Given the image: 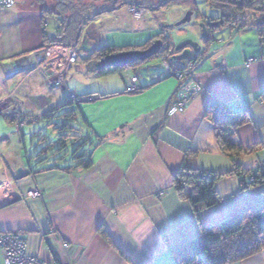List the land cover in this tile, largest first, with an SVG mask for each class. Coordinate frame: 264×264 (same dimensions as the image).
<instances>
[{
	"label": "crops",
	"instance_id": "0c3cea01",
	"mask_svg": "<svg viewBox=\"0 0 264 264\" xmlns=\"http://www.w3.org/2000/svg\"><path fill=\"white\" fill-rule=\"evenodd\" d=\"M50 2L16 0L12 7H0V112L17 132L10 127L0 133V167L6 175L0 184L1 232L19 234L30 255L56 264H172L174 249L195 239L203 227L264 205V181L242 187L246 175L234 172L235 164L254 169L264 160V41L256 24L237 28L225 23L212 31L210 51L194 67L202 89L184 110L168 112L175 77H161L164 71L155 65L143 76L133 70L115 87L104 85L75 102V119L79 116L80 131L88 139L89 167L64 171L51 167L52 158L33 160L25 139L42 127L28 125L25 133L17 115L40 119L58 100L41 70L27 67L16 73L8 63L35 54L61 33L62 16ZM131 5L127 0L97 13L87 26L97 37L113 26L148 35L153 29L145 16L149 5L143 17L130 13ZM216 12L204 19L220 16ZM217 55L219 64L213 62ZM134 75L137 89L128 91ZM212 98L247 111V121L231 133L249 147L246 152L230 156L220 149L214 123L204 116ZM9 134L18 136V145L6 151ZM183 162L220 174L218 202L195 213L178 195L172 174ZM34 188L38 196L30 194ZM227 264H264V249Z\"/></svg>",
	"mask_w": 264,
	"mask_h": 264
},
{
	"label": "trees",
	"instance_id": "16d2710c",
	"mask_svg": "<svg viewBox=\"0 0 264 264\" xmlns=\"http://www.w3.org/2000/svg\"><path fill=\"white\" fill-rule=\"evenodd\" d=\"M100 0L99 4L90 6L91 9L95 8V14L102 13L108 10H112L116 5H123L127 0ZM140 0H128L130 4H139ZM145 4L149 5V8L166 6L169 4H184L190 8L196 9V0H143ZM210 8L218 11L220 17L223 19V24L229 23L230 25L243 28L249 24H256L260 41H264V14L259 19H253L240 15V12L245 9L251 8V2L255 0H205ZM251 1V2H249ZM261 3L264 0H256ZM133 4V5H134ZM142 7L140 5H137ZM253 8H257L254 6ZM47 11V10H46ZM74 11L71 17L61 20V33L55 35L50 40L46 41L43 46L52 42L61 43H77L81 37L80 30L82 31V19L79 13L75 14ZM219 17V16H216ZM86 18V17H85ZM84 18V19H85ZM215 17H211L214 19ZM69 19V20H68ZM203 21H207L203 19ZM89 29V27L87 28ZM215 28H209V38L205 39L206 45L213 39L211 36L212 31ZM86 32L88 39L94 40L97 37V31L93 29ZM158 38V37H157ZM161 38V37H160ZM163 39V38H161ZM153 39H149L144 44H140L131 48H144L150 44ZM163 41H165L163 39ZM166 46L169 44L167 42ZM96 45V44H95ZM42 46V47H43ZM95 47V46H94ZM94 47L92 49H94ZM120 49V50H126ZM42 50V48L40 49ZM100 58L120 51L113 45H104L98 49ZM205 53H199L197 56L200 59ZM145 62V61H144ZM174 66L180 64L171 63ZM125 67V66H124ZM151 67V66H150ZM123 68V67H121ZM121 68H100L99 66H88L89 71L96 72L99 76H104L112 72H119ZM153 68V67H151ZM137 77V76H136ZM137 89V88H136ZM79 103V100L73 101ZM72 103L68 100L67 96L64 101L48 110H45L41 117L49 118L53 115V112L59 110L61 107ZM68 118L75 119L74 108L68 109L63 113ZM204 116L214 123L215 136L220 149L227 155L232 156L245 152L249 147H243L238 141L231 137L232 131L238 125L244 123L248 119L247 111L244 109H235L231 105L225 104L216 98H212L205 107ZM22 116L19 117V119ZM58 127L72 128L73 126L67 122H63ZM40 131H35V134ZM62 135V134H61ZM60 135V136H61ZM64 136H67L63 134ZM79 136V135H78ZM84 135L82 134L81 137ZM41 138H44L42 135ZM84 144L88 139L84 136ZM65 144H62L64 146ZM87 145V144H86ZM77 146L70 159L65 161L61 166L57 162L64 160L63 156L53 157L52 168H60L64 171H71L75 168H87L91 165V156L88 152L87 146L78 151ZM47 160V157H42L37 161ZM235 174L241 176L246 175L243 179L241 186L249 187L261 183L264 181V169L259 165L254 169H244L235 164ZM219 173L213 171H206L198 169L183 162L179 169L172 174V182L178 195L182 198H186L195 213L203 208L209 207L219 201V194L215 189V181L219 177ZM248 176H252L253 180L248 182ZM104 233V232H103ZM264 249V205L258 207H247L233 215L219 221L211 226L203 227L200 234L193 240L187 241L180 245L173 251V263L172 264H227L257 251Z\"/></svg>",
	"mask_w": 264,
	"mask_h": 264
},
{
	"label": "rangeland",
	"instance_id": "374dc122",
	"mask_svg": "<svg viewBox=\"0 0 264 264\" xmlns=\"http://www.w3.org/2000/svg\"><path fill=\"white\" fill-rule=\"evenodd\" d=\"M120 1L121 0H118L117 2L119 3ZM99 2L100 0H51L49 4L53 9L59 11L58 16H62L63 20H66L67 18L71 17L74 11L76 12L75 14H77L78 12L81 16V19L83 18L82 25L85 26L87 21H89L92 17L96 15L93 12H96L95 8L91 9L90 6H95L99 4ZM258 2L259 1L256 0L252 1L250 6L251 8L245 9L244 11L240 12V15H243V13H245L244 15L247 17H249L250 15L251 17H253V19H259L261 16H263L262 14H264V1L262 2V4ZM137 5H144L142 7H139L144 10L145 5L147 4H145L143 0H140L139 4ZM254 6H256L257 8H253ZM189 9L192 10L190 21L180 24L178 26H172L167 28L162 27V23H174L178 21L181 17L184 16V14ZM208 13L216 14L217 12L210 8V6L204 0H198V7H196V9L190 8L183 4H169L161 7L146 8L145 16H147V18L150 20V25H152L153 28L149 29L148 35L130 32L123 28L121 29L113 26L109 28L105 36L103 34L100 36L98 35L99 37H97L95 41L92 40L96 43V45L94 49H91L89 51L79 49L80 42L82 40V35L86 34V32L89 30H91L90 32L93 31L91 27H89V29H87L88 26L83 27L82 31L80 30V35H82L79 39V42L77 43V60L72 65L73 68L70 69L66 74H64L62 80L50 78L49 81V71L45 69L42 71L44 73L46 83L45 85L47 86V89L53 90L51 92L52 97L54 99L57 98L58 100L56 101V103H62L66 96L68 100L72 103L61 107L59 110L55 111V113L53 112V115L49 118H40L36 120V117L32 115L22 116L24 118L30 117L32 119L31 121L25 122L21 127L25 133H27L26 127L28 125L40 123L42 127L41 131L36 134H34V130H31L29 135L27 133L25 139V146L26 150L28 151V154H30L29 156H31V158L35 161L39 160L42 157H47V159H50L54 156H63V158L65 157L70 159L74 149L77 146H79L78 151L84 149L87 146L86 142L84 144L83 141L84 136L81 137L83 133L80 131L81 126L79 116H77V119H70L63 115L66 110L76 108V104L73 101L79 100L78 96L84 95L86 92H95L96 90H99V88L102 89L104 85L113 88L118 83L123 82V78L125 76H129L133 72V70L143 76L147 75L148 71L151 70V68H148L149 66L153 67L154 65L159 64L158 66H154V68H161L164 71V67L162 65L164 60L169 63L170 67L174 66L169 61V56L171 55L172 51L161 50L155 56L145 62H136L131 65H126L125 67L121 68L119 72L99 76L96 72L89 71L88 69V66H98V62L101 59L100 57H98L99 54L96 49L104 45H113L119 50L126 49L140 44H144L149 39H154L157 37H161L165 40L163 41L164 46L166 45L165 42L169 44L176 43L184 37H191L197 39L198 41H201L202 39L200 36L201 32L199 23L204 19V16H206ZM139 17H143V14ZM104 37H106V39H104ZM35 57L36 55L33 54V60H35ZM197 58L199 57L197 56ZM36 70L40 71V69ZM164 75L172 76L169 74H165V71L163 75H161V77ZM171 78H173V76ZM65 82H67L66 87ZM86 99L90 100L92 99V96L88 95ZM1 113L2 112H0V133L6 131L10 132V127H13V131L17 133L14 129L15 126L11 123L12 121ZM19 117L20 116L18 114L17 125ZM63 122H67L73 127H58L59 125H62ZM63 134L67 136H64ZM42 135H44V138H41ZM17 139L18 136L16 137L13 134H9L8 138L3 143V145L5 146L3 147L4 150L6 149L7 151V148L15 149L18 145ZM62 144L65 145L62 146ZM259 165L263 166L264 169V160L260 161ZM248 178V182H251L253 180L252 176H248ZM242 183L243 181H241L240 184L242 185Z\"/></svg>",
	"mask_w": 264,
	"mask_h": 264
},
{
	"label": "built area",
	"instance_id": "2783aa9c",
	"mask_svg": "<svg viewBox=\"0 0 264 264\" xmlns=\"http://www.w3.org/2000/svg\"><path fill=\"white\" fill-rule=\"evenodd\" d=\"M15 2L16 0H0V7H12ZM128 10L130 13L138 16H141L143 13V9L135 5L129 7ZM35 55V60L29 67L31 70L40 69L43 71L45 69L49 71V81L50 78L62 80L64 74L71 69L77 60V45L74 42H52L43 46L42 50L36 52ZM197 63L198 59L195 56L194 59L189 58L183 65L177 67H170L169 63L165 60L162 63L165 74L172 75L178 80L169 104V113L184 110L194 96L201 91L202 84L194 73V67ZM136 80V75L129 79L128 91H134L137 88ZM23 118H18V126L32 120L30 117ZM261 167L263 168V166ZM30 194L32 196H38L40 191L34 188ZM0 248L3 255V264H56L30 255L26 250L25 240L19 234L12 231H0Z\"/></svg>",
	"mask_w": 264,
	"mask_h": 264
},
{
	"label": "water",
	"instance_id": "95a60500",
	"mask_svg": "<svg viewBox=\"0 0 264 264\" xmlns=\"http://www.w3.org/2000/svg\"><path fill=\"white\" fill-rule=\"evenodd\" d=\"M192 15V10H188L183 17H181L178 21L174 23H162L163 28L178 26L185 22L190 21ZM223 23L222 17H215L214 19H208L206 22L201 21L199 23L200 26V36L201 41L205 44V47L202 48L200 41L194 38L184 37L176 43L168 44L167 46L163 45V40L161 38H154L150 44L144 48H133L120 50L111 54H108L100 59L98 62V66L100 68H121L126 65H131L136 62H144L148 59L155 56L159 51L166 50L172 51L169 56V61L171 63H177L183 65L187 59H194V55H191L192 52L199 54L205 53L208 54L210 51V46L212 44V40L206 45L204 42L205 39L209 38V28H217L220 27ZM94 41H90L86 34L82 35V40L80 42V48L82 50L89 51L95 46ZM171 48V49H170ZM202 48V49H201ZM202 50V51H201ZM204 54V55H205ZM33 54H27L21 57L14 59L12 62L8 63L11 66L16 68V73L22 72L25 68L30 67L33 63ZM192 57V58H191ZM221 61L220 55H217L213 58V62L215 64H219ZM156 64L155 66H158ZM21 171V167L16 169V172L19 173ZM6 180V175L4 171V167H0V184Z\"/></svg>",
	"mask_w": 264,
	"mask_h": 264
},
{
	"label": "flooded vegetation",
	"instance_id": "af4514ba",
	"mask_svg": "<svg viewBox=\"0 0 264 264\" xmlns=\"http://www.w3.org/2000/svg\"><path fill=\"white\" fill-rule=\"evenodd\" d=\"M200 44H201V47L204 48L205 47V44H203V42L200 41ZM201 48V49H202ZM202 51V50H201ZM201 54V53H200ZM191 55H197L196 53L192 52Z\"/></svg>",
	"mask_w": 264,
	"mask_h": 264
},
{
	"label": "clouds",
	"instance_id": "9594fccd",
	"mask_svg": "<svg viewBox=\"0 0 264 264\" xmlns=\"http://www.w3.org/2000/svg\"><path fill=\"white\" fill-rule=\"evenodd\" d=\"M133 5V4H132ZM136 6V5H135ZM195 57H197V55H194ZM199 60V59H198Z\"/></svg>",
	"mask_w": 264,
	"mask_h": 264
},
{
	"label": "bare ground",
	"instance_id": "6f19581e",
	"mask_svg": "<svg viewBox=\"0 0 264 264\" xmlns=\"http://www.w3.org/2000/svg\"><path fill=\"white\" fill-rule=\"evenodd\" d=\"M136 16H138V15H136Z\"/></svg>",
	"mask_w": 264,
	"mask_h": 264
}]
</instances>
